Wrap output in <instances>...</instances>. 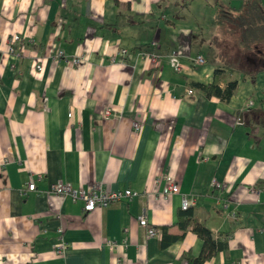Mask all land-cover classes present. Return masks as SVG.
<instances>
[{"label":"crops","instance_id":"crops-1","mask_svg":"<svg viewBox=\"0 0 264 264\" xmlns=\"http://www.w3.org/2000/svg\"><path fill=\"white\" fill-rule=\"evenodd\" d=\"M216 2L0 0V264H184V253L204 247L178 222L184 198L226 243L202 264H264V123L255 122L264 68L255 79L234 72L229 99L194 85L223 66ZM174 50L182 70L169 61ZM76 55L83 62L67 61ZM169 175L180 190L164 196ZM57 180L138 193L85 212L83 201L51 191ZM142 213L158 234L140 224Z\"/></svg>","mask_w":264,"mask_h":264},{"label":"trees","instance_id":"trees-1","mask_svg":"<svg viewBox=\"0 0 264 264\" xmlns=\"http://www.w3.org/2000/svg\"><path fill=\"white\" fill-rule=\"evenodd\" d=\"M239 1L238 5L224 0L216 2L214 23L218 30L214 44L219 50L218 54L223 60V66L215 69L212 82H194L196 87L204 90L209 96L218 95L223 99H229L238 86V78L231 77L234 72L242 71L255 79L256 74L264 68L263 0ZM236 48L240 50V56H237L239 51L236 52ZM249 57L261 59L263 63L256 68H251L249 64L244 63H250ZM225 71H228L230 77L227 78L226 85L221 86ZM255 122L264 123V111ZM178 222L184 227L191 225L193 231L204 239L201 254L193 256L190 252L184 253V264H202L207 258L212 257L218 250L226 246L224 241L214 236L211 228L196 218L193 207L190 205L178 211Z\"/></svg>","mask_w":264,"mask_h":264},{"label":"built area","instance_id":"built-area-1","mask_svg":"<svg viewBox=\"0 0 264 264\" xmlns=\"http://www.w3.org/2000/svg\"><path fill=\"white\" fill-rule=\"evenodd\" d=\"M1 35V32H0ZM20 34H14L12 37V42L10 45V50L15 51L16 46L15 43L16 40L20 39ZM180 53L177 50H174L172 54L169 56V61L173 65V67L176 70H182L184 68L183 63L180 60ZM58 56H65L64 51L60 50L58 52ZM67 61L71 63L80 64L83 62L84 56H67ZM153 58L157 59L158 56L156 54H153ZM39 59V58H38ZM161 63H163V58H161ZM194 61L196 63L202 64L206 61L205 57L202 54H198ZM37 69L43 68V63L39 59L36 62ZM189 92H193V88L189 89ZM254 100H250L249 104H253ZM112 114V108L106 107L104 110V116L108 117ZM134 128L136 130H139L141 127V121L134 120L133 122ZM215 185L220 188H224L227 186V183L215 181ZM28 189L30 190H36L37 189V183L35 179L30 178L28 184ZM180 190V185L177 182V180L169 175L167 176V181L165 186L162 189V193L164 196H168L171 193L177 192ZM51 191L58 193L64 197L71 196L74 200H81L83 201V208L85 212H90L97 207H105L108 206L111 202L115 200H122L126 197H132L133 195L137 194L138 191L133 190L131 188H125V189H118V190H112V189H106L103 187V182L100 180H96L93 182V184L89 188H84L83 186H75L71 181L69 180H57L54 182L51 186ZM190 205V200L188 198L183 199V206L188 207ZM139 222L141 225L145 226L147 228V232L150 236H154L158 234L159 229L156 225L152 224L150 220L148 219V216L145 213H142L139 215ZM60 231H63V228H59ZM109 244L111 246H116L117 242L115 240L110 239ZM56 247L58 251L64 252L68 248V243L64 240V238L61 236L60 239L56 242Z\"/></svg>","mask_w":264,"mask_h":264}]
</instances>
